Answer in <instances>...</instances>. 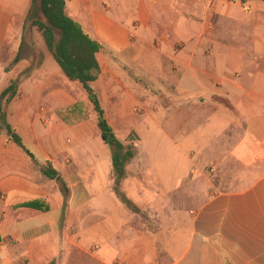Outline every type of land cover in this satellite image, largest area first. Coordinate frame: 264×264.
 Instances as JSON below:
<instances>
[{"label": "crops", "instance_id": "obj_1", "mask_svg": "<svg viewBox=\"0 0 264 264\" xmlns=\"http://www.w3.org/2000/svg\"><path fill=\"white\" fill-rule=\"evenodd\" d=\"M28 4L0 0V92L15 77L6 68L21 50ZM65 5L101 45L100 74L90 86L102 108L128 111V132L139 136L128 184L152 179L174 205L154 230L112 203L101 185L110 159L97 142L79 156L94 141L77 119L72 123L82 132L68 138L72 127L59 110L72 109L79 87L58 91L54 73H63L49 54L20 86L15 80L19 103L14 126L8 121L35 161L0 134V264H264V0ZM67 158L87 187L68 186ZM225 159L237 164L235 188L218 190L203 168ZM46 161L68 199L42 174ZM144 189H130L128 200L147 211ZM153 208L160 217L165 211Z\"/></svg>", "mask_w": 264, "mask_h": 264}, {"label": "rangeland", "instance_id": "obj_2", "mask_svg": "<svg viewBox=\"0 0 264 264\" xmlns=\"http://www.w3.org/2000/svg\"><path fill=\"white\" fill-rule=\"evenodd\" d=\"M23 16V15H22ZM20 30H21V50L18 53V61L17 62H10L8 61V69H15V77L13 78L16 80L20 86V81L24 80L34 73L36 70H39L42 68L44 63L47 61V56L50 54L43 42V39L41 37V34L39 31L36 29L35 26L31 25V20L29 16H27V12L23 18L20 20L19 24ZM51 57V56H50ZM52 59V63L57 66L56 62ZM46 64V63H45ZM18 66L15 68V66ZM58 75V77H56ZM61 72L59 71L58 73H54V77L56 80L55 86L58 88V91L61 92H66L68 90V87L71 86V84L77 85L79 87V92L76 93V96L78 98V101L75 105L72 106V109H65V110H59V116L66 121L67 125H69L71 128V133L68 136V138L72 137V134H77L81 133L82 131L80 129H77L75 125H73L72 122H75L74 119H77L78 123L83 124V132L87 133L90 135V137L94 141V147H88L85 148L83 151L82 149H79V156L85 155L86 152H91L92 150H96V144L99 143L101 153L102 155H105L107 158L110 159V150L108 146L104 145L101 137H100V132L96 126V113L93 109L92 104L90 103L89 99L87 98V95L85 91L83 90V87L81 86L80 83L76 82H71L67 80L64 76H62ZM60 77V78H59ZM70 85V86H69ZM70 89H72L70 87ZM20 90V87H19ZM24 90H27V87H24ZM81 94L83 95L81 97ZM166 103L170 102L168 100L165 101ZM19 103L18 99L12 100L11 102L4 104V111L6 112L7 116V121L11 123L12 126H14V107H16V104ZM170 105L166 104V108L169 107ZM137 113H140V111H136ZM105 116L108 121L111 122L113 125V129L115 130L116 134L118 135L119 139L125 143H135L139 136L137 135L136 132H128V111H123V114H121V111H105ZM20 127V125H19ZM77 130V131H76ZM23 135L27 136L31 133L22 131ZM46 131L44 129L41 130V135L44 134ZM4 133L5 134V129L4 126H2L0 122V134ZM27 138V137H26ZM25 138V139H26ZM35 143L37 142L36 140L34 141ZM82 151V152H81ZM53 154V151H52ZM87 155L89 153H86ZM54 158H58L59 160H62V155L57 153ZM67 164H70L71 168L69 169L68 175L71 177L69 179L68 186L72 183H77V187H87V184L84 183L86 182L83 178L78 177L77 173L73 170V165H72V160L70 158ZM65 161V158H63ZM223 164V163H222ZM209 162L204 164L203 168V175L206 177H210L211 181L214 183L216 188L218 190H226L228 188H231L232 186L235 185V180L233 178L237 176V164L233 161H230V159H225V164L222 165ZM223 167L224 170H220V168ZM128 170V166H127ZM75 172V173H74ZM129 172L127 173V177L123 179L119 183V190L123 193L125 198L128 199V192L130 193V189H135V186L141 185V188H145L143 190V193L145 195L142 196V198L145 200L146 204H148L147 209L149 210H141L138 208V212L133 211L132 209L128 208L126 205L122 203L120 198L116 196V194L112 190V185H113V174H112V167L107 168L106 176L105 179L101 181V185L104 184L111 193H112V203L117 205L120 203L122 207L125 209V213L128 215V210L132 211L133 213H137L138 215L134 217H138V219L142 221L148 222V227L151 229H158V223L157 221L161 220V223L164 222L163 219H168L167 216L171 215V208L174 205L173 202V196L171 193L169 194H163L158 188L156 181L152 179H147L145 178L144 180H139L138 178L130 180V184H128V178H129ZM134 178V174L133 177ZM84 181V182H83ZM54 188H59V184L56 181H52ZM71 187V186H70ZM72 188V187H71ZM130 188V189H128ZM235 188V186L233 187ZM115 197H114V195ZM69 197V196H68ZM68 199V198H67ZM188 201H181V204H189L187 203ZM132 205L135 206V204L131 201ZM142 206V205H141ZM159 207L160 209H165L164 212H160L161 217L157 216L159 213H153V207ZM142 207H146L145 204H143ZM162 215L166 218H162Z\"/></svg>", "mask_w": 264, "mask_h": 264}, {"label": "trees", "instance_id": "obj_3", "mask_svg": "<svg viewBox=\"0 0 264 264\" xmlns=\"http://www.w3.org/2000/svg\"><path fill=\"white\" fill-rule=\"evenodd\" d=\"M27 16L31 20V25L41 34L48 52L64 76L70 81L79 82L86 92L96 113V126L101 139L110 150L112 190L124 205L138 212V208L132 205L118 188L119 183L127 177V166L137 153L136 147L133 143L125 144L119 139L105 116L97 94L90 86L100 74L96 57L101 47L100 43L85 33L80 24L67 14L65 0H29ZM17 61L18 56L13 62ZM18 96H20L18 84L15 80H11L0 92V122L8 139L21 147L35 161L34 155L24 147L20 135L7 121L6 112L3 110L4 104ZM41 172L47 178L55 180L62 194L67 198L68 188L50 161H46L41 167Z\"/></svg>", "mask_w": 264, "mask_h": 264}]
</instances>
